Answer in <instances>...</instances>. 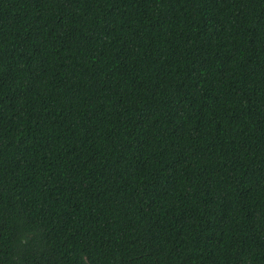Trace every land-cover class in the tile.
I'll list each match as a JSON object with an SVG mask.
<instances>
[{
	"label": "trees",
	"instance_id": "obj_1",
	"mask_svg": "<svg viewBox=\"0 0 264 264\" xmlns=\"http://www.w3.org/2000/svg\"><path fill=\"white\" fill-rule=\"evenodd\" d=\"M0 264H264V0H0Z\"/></svg>",
	"mask_w": 264,
	"mask_h": 264
}]
</instances>
